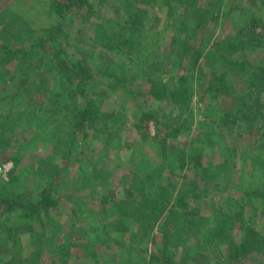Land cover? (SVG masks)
Segmentation results:
<instances>
[{
    "label": "rangeland",
    "instance_id": "374dc122",
    "mask_svg": "<svg viewBox=\"0 0 264 264\" xmlns=\"http://www.w3.org/2000/svg\"><path fill=\"white\" fill-rule=\"evenodd\" d=\"M57 1L62 0H0V167L11 166L6 175L0 172V190L19 198L23 206H0V264H165V214L147 208L158 218L155 221L141 210L136 213L133 206L154 203L156 195L143 198L147 192L141 193L140 187L136 199L130 200L135 195L132 178L138 175L142 180L150 174L152 184L147 186L156 193L160 188L157 195L172 204L184 200L198 181L197 169H190L187 160L181 168L178 151L189 153L196 146L213 174L207 190L200 185L197 195L202 199L189 195L187 203L214 219L212 206L228 213L231 203L249 200L248 189L253 191L264 178V87L254 90L246 72L223 63L210 67L203 58L196 59L188 73L172 71L184 54L175 39L193 23L185 24L186 0H173L172 17L161 4L167 0L143 10L137 7L147 30L135 37L143 45L135 60L123 52L110 53L99 42L95 52L92 48L98 41L94 22L117 19L114 11H127L136 5L134 0H89L91 8L61 15L56 13ZM213 7L215 18L205 32L184 36L196 48L223 47L228 39L239 37L248 18L264 15V0H218ZM85 15H90L88 23ZM189 58L185 56L183 64ZM247 59L264 67V48L248 52ZM79 62L85 68L100 67L107 77L126 75L128 82L96 76L82 85L70 72L72 63ZM184 75L187 83L181 91L186 89V95L176 97ZM216 82L219 91H209V84ZM166 84L164 96L159 86ZM87 97L100 100L102 115L87 136L81 132L73 139L71 123ZM230 146L240 151L224 167ZM157 171L161 174L154 178ZM248 172L247 185L236 190ZM166 187L174 194L168 196ZM46 188L53 191L57 207L48 212L31 209ZM250 206L247 217L260 216L257 229L264 235V215L257 214L256 205ZM198 227L201 224L180 234L188 239L180 244L175 260L227 264L218 256L226 251L219 238L200 235ZM210 227L212 223L202 232ZM172 232L174 240L178 233ZM239 261L236 264H264V244Z\"/></svg>",
    "mask_w": 264,
    "mask_h": 264
},
{
    "label": "trees",
    "instance_id": "16d2710c",
    "mask_svg": "<svg viewBox=\"0 0 264 264\" xmlns=\"http://www.w3.org/2000/svg\"><path fill=\"white\" fill-rule=\"evenodd\" d=\"M154 2H157V0H134V3L136 5L132 8L127 7V11H124L123 7L122 10L117 9L114 11L115 15L118 17L117 19L116 17L110 16L111 18H104L103 21L94 22V27L96 29V38L98 41H93V50L95 49L96 44H98L99 42V44L102 43V46L110 53L123 52L128 60H135L134 57L136 56V54L140 53L139 50L143 46L137 43L135 37H139V33L142 30H147V28L143 29L142 20L139 21L138 19L141 18V12L137 10V7H141V9L150 7L154 5ZM198 2L199 0H186V3H184V6L186 7L185 9L187 10V21H185V24H188V21H193V23L190 24V26L193 27L192 30L190 29V26L185 25V28L183 29L185 31L184 36L188 34H190L191 36H196L200 31L202 32L206 28H208L210 20L215 18V10L213 6H217L218 0H208V3H205L204 5H201ZM161 4L169 8L168 16H174V11H176V9L173 0H167L166 2H163ZM193 6H195V10L192 12L191 9L193 8ZM91 7L92 4L89 0H62L56 2V13L61 15L72 11L78 12ZM176 17H178V15ZM89 18L90 15H85L84 22L87 21L88 23ZM105 23H108L109 25L107 26ZM114 28L118 29L115 30ZM178 36L179 37L175 39L176 47L180 48V51L184 54L179 58L176 67H172L173 72L178 69L179 72L188 73L193 68L191 64L194 63L196 59L203 58L207 65H209L210 67L223 63L231 68H236L242 73L246 72L248 74V77H246L247 82L254 90H261L264 87V67H255L250 64L249 60L247 59L248 52L264 48V15L262 18H248L246 23H244V25H242L239 29V37L235 36L231 39H228L227 42L224 43L223 47H217L213 50L204 49V45H198L196 48L192 46L190 40L186 41L183 35L179 34ZM103 42L106 43L103 44ZM5 50H9L11 52V48L8 46L5 47ZM185 56H189L190 61L183 64ZM80 63L81 62L77 64L72 63L70 72L71 74L75 73L77 74V76H79L82 85H85L87 82H91L96 76L107 77L106 74L101 71L100 67H98V70H95L93 67L85 68ZM116 74L117 72H115V74L112 73V75ZM122 76L123 78L117 76H110L107 78L116 81L119 80L122 85L123 83L124 85H126L128 82L127 78L125 77L126 75ZM186 83L187 78L184 75L181 83H177V90L175 95L176 97L186 95V89H182L181 91V88H183V85ZM218 87V84L215 85V83H210L209 91L211 90L218 92ZM166 88L168 91L169 89L167 87V84L165 86H159V89H162L161 91L163 92L164 96L167 94ZM102 92L105 93L106 90H103ZM152 94H155V90L152 91ZM133 97L136 99L137 96L134 95ZM164 98H168V96ZM98 103H100L99 99L87 97L85 99L84 107L77 110L76 115L74 116L71 123V135L73 139H75L77 136H80L81 132L83 133V136H87L86 131L92 129L96 125V123L99 122V118L102 115L101 108L103 109V105L99 107ZM138 106L140 107V105ZM109 128L110 127H108V129ZM46 137H48L47 134ZM199 143L202 142L199 141ZM261 146L262 145L260 144L259 147L261 148ZM199 149L200 147L193 146L192 152L187 153L186 151H178V158L182 162L181 168L186 166L184 163H186L185 160H187V164L190 169H197V171L195 170V176L197 177L198 181H193L191 190L187 192V196H184L185 191L183 190H181L183 194L180 191L177 192L178 194H182L181 198L183 196L185 197L184 200H176L177 202L173 204L170 203L171 199L165 201V196L157 195L159 194L160 188L156 193L154 188H149L147 186V183L152 184L151 180L153 179V176L149 174L148 177L142 178V180H140L139 176L137 175L132 178L130 189L135 193V195L132 193V198L130 200L136 199L137 192L139 191L140 187H142L140 191L141 193L142 189H145V191L147 192L142 193L143 198L151 197V193L152 195L156 196L155 198H153V200H155L154 203H148L145 206L138 203L137 209L134 206L132 208H134L136 213H138L137 211L139 210H141L142 213L145 212L144 216L150 218L153 217H151L147 208L151 207L155 212L158 209L163 210L165 217L162 226V243L164 244L163 261H165V264H179V262L175 260V258L179 255V249L181 248L179 246L181 243L188 239L182 237L180 234H185L186 230L190 231L192 227L200 224L202 227H198L197 233L201 232L200 235L204 233L207 238L211 237L210 239H215V236L218 237L223 247L226 248V251L224 253H222L221 251V255H218L221 256L219 258L223 260L224 263L236 264L237 262H240L239 260L242 257L249 255L250 252L253 253L260 248V245L264 244V235L257 229V218L259 215L254 216L251 214V217H247L248 213L247 210H245L249 205H256L257 214L264 215V178L262 179V183L257 182V186H255L256 188L253 189V191L250 192V189H248L247 196L249 197L250 201L245 197L239 199L236 204L231 203V207L228 206V208L230 209L227 208L228 213L219 211L216 206H212L213 209L217 212V215H215V217L212 215L214 219L205 217L201 211L202 208L200 207H193V205H191L194 209L189 210L188 207L191 206L189 203H187L186 200L193 195L195 196V198H197V200H201L202 198H199V195H197V193L201 190L200 185H206L204 191L207 190V186H209L213 174L212 170L208 169L209 166H205L202 159L198 157L199 155L197 153ZM226 150L227 153L229 152V155L223 162L224 167H228V163L232 162V160L240 151L237 150V147L232 148L231 146ZM18 164L19 162L16 163L14 176H17L16 172L18 169ZM254 165V162L250 164L252 168L251 171H253ZM263 168L264 167H262V169ZM226 169L228 171L227 174H230V170L228 168ZM262 169L261 171L264 172ZM215 171L217 173L221 172L219 170ZM249 173L250 172H248L244 182L241 183L240 186L235 187L236 190L240 188L242 189L245 185H247ZM160 174L161 173L157 171V175H154V178L156 176H160ZM222 174L225 173H223L222 171ZM163 191L167 193L168 196L174 194V192L170 191L167 187L166 189L163 188ZM190 192H193V194H191ZM39 195L40 196L38 200H36L35 203L30 204L31 209H36V211H38L40 208H42L46 212H48L50 208L52 209L55 206L57 207V204H55L56 200L53 197V191L51 190V188L43 189ZM143 203L145 204L147 203V201H144ZM169 204H171V207L170 209H167V206ZM0 206L6 207V210H12L15 207L17 209L19 207L23 208L19 198H16V196L10 195L3 190H0ZM233 206L236 209L233 208ZM166 209L167 211H165ZM153 219L156 221L158 218ZM209 223H212L213 227H210L207 231L205 230L204 232H202L204 229H206L205 227H208ZM174 229L178 233V236H176L177 238H174V240H172V231ZM237 238H239V241L237 240ZM172 242L175 244L174 246L171 244ZM203 258L204 256L202 257V259Z\"/></svg>",
    "mask_w": 264,
    "mask_h": 264
},
{
    "label": "built area",
    "instance_id": "2783aa9c",
    "mask_svg": "<svg viewBox=\"0 0 264 264\" xmlns=\"http://www.w3.org/2000/svg\"><path fill=\"white\" fill-rule=\"evenodd\" d=\"M10 168H11L10 165H5L4 167L2 166L0 167V172L6 175L9 172Z\"/></svg>",
    "mask_w": 264,
    "mask_h": 264
}]
</instances>
